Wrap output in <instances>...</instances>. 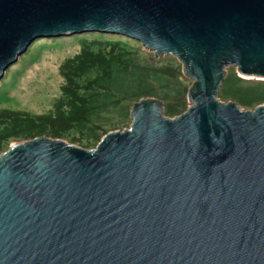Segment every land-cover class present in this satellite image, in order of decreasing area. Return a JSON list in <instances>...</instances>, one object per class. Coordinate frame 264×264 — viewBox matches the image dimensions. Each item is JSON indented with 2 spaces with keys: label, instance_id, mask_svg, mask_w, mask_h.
I'll return each mask as SVG.
<instances>
[{
  "label": "water",
  "instance_id": "1",
  "mask_svg": "<svg viewBox=\"0 0 264 264\" xmlns=\"http://www.w3.org/2000/svg\"><path fill=\"white\" fill-rule=\"evenodd\" d=\"M96 33L173 57L188 109L142 98L94 149L47 136L0 154V264H264V0H0V85L38 39Z\"/></svg>",
  "mask_w": 264,
  "mask_h": 264
},
{
  "label": "trees",
  "instance_id": "2",
  "mask_svg": "<svg viewBox=\"0 0 264 264\" xmlns=\"http://www.w3.org/2000/svg\"><path fill=\"white\" fill-rule=\"evenodd\" d=\"M59 74V96L50 109L41 113L0 109V154L15 142L40 136L94 149L109 132L131 125V108L142 98L162 100L170 117L189 107L192 81L184 76L182 65L173 57L156 58L142 45L83 41L79 52L61 63ZM220 98L253 110L264 104V80L241 78L231 68Z\"/></svg>",
  "mask_w": 264,
  "mask_h": 264
},
{
  "label": "rangeland",
  "instance_id": "3",
  "mask_svg": "<svg viewBox=\"0 0 264 264\" xmlns=\"http://www.w3.org/2000/svg\"><path fill=\"white\" fill-rule=\"evenodd\" d=\"M107 39L122 41L131 48L141 45L121 36L96 33L36 40L5 72L0 85V109L28 110L31 113L50 109L60 92L61 63L77 54L83 41Z\"/></svg>",
  "mask_w": 264,
  "mask_h": 264
}]
</instances>
